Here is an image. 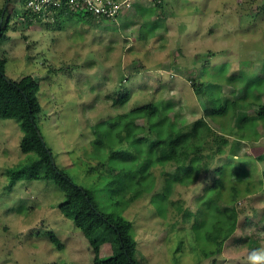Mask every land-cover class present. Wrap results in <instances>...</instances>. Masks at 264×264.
Wrapping results in <instances>:
<instances>
[{
  "label": "rangeland",
  "instance_id": "obj_1",
  "mask_svg": "<svg viewBox=\"0 0 264 264\" xmlns=\"http://www.w3.org/2000/svg\"><path fill=\"white\" fill-rule=\"evenodd\" d=\"M2 5L12 13L0 44L5 73L38 80L43 139L61 169L95 190L100 210L111 212L113 205L106 168L92 142L96 123L107 125L106 119L150 101L163 108L165 127L169 120L183 128L201 119L200 143L191 135L179 161L152 165V190L123 210L132 221L141 264H253L250 255L264 253V121L248 101L237 100L244 83L252 86L247 98L264 101V0H127L114 18L52 5L29 23L32 16L24 14L21 0H0ZM222 71L231 81L221 84L219 93L231 106L223 115L209 116L203 111L206 95L194 85L205 81L213 92L208 84ZM223 124L244 139L227 133L221 153L198 156V150L209 151ZM21 136L17 119L0 117V264H93L81 229L58 208L64 194L54 181L9 178L7 169L32 154L21 150ZM121 145L133 151L126 142ZM204 160L210 162L208 170ZM225 161L233 163L229 171L238 189L235 203H229L235 208L234 227L228 235L216 228L204 234L218 211H206L199 199L215 176L213 169ZM181 165L197 167L186 182ZM167 179L172 185L160 213L151 198ZM130 196L127 192L125 198ZM49 231L62 248L50 241ZM118 250L117 241L104 242L100 255Z\"/></svg>",
  "mask_w": 264,
  "mask_h": 264
},
{
  "label": "trees",
  "instance_id": "obj_2",
  "mask_svg": "<svg viewBox=\"0 0 264 264\" xmlns=\"http://www.w3.org/2000/svg\"><path fill=\"white\" fill-rule=\"evenodd\" d=\"M9 1L6 0V2ZM21 1L25 4L26 0ZM24 11V14L29 13V8L27 7ZM11 14L6 5L0 7V44L6 33ZM87 15L93 16L91 13ZM31 21L32 19H27L28 23ZM223 71L218 78L216 76L214 82L208 84L214 87L213 92L205 87V81L197 85L193 81L195 89L206 95V104L203 109L206 115H223L231 106V102L221 99L219 93L221 84L231 81ZM242 77L244 76L240 73L238 78ZM241 84L244 85V92L237 97V100L242 103L248 101L256 118L264 121V101L247 98L246 94L252 86ZM39 88V82L32 74H25L19 79L7 76L5 57L0 52V117H12L19 121L22 130L20 148L25 153H32L24 162L7 169L9 178L12 181L17 179H52L54 181L64 194V199L59 202L58 208L64 216L72 219L73 223L81 229L92 249L93 264H141L135 255L136 239L133 234L132 221L123 214V210L132 198L138 197L142 192L152 190L154 177L149 169L152 165H163L168 160L179 161L181 149L189 144L191 135L196 137L200 143V133L203 131L201 119L186 124L183 128L169 120L165 127L163 108H159L157 103L150 101L134 106L127 112L119 113L114 118L106 119L107 125L103 122L96 123L93 127L96 137L92 142L95 145V154L100 158L99 164L106 168L104 177H106L107 191L112 198L113 205L111 212H104L98 208L95 201V190L75 182L56 164L51 148L45 143L38 124V114L41 111L37 95ZM260 88L263 90L264 86ZM139 118H143L144 123L137 121ZM242 127L247 128L245 125ZM221 128L224 131L216 133L215 139L208 145L209 151L203 153L198 150V156L203 157L205 154L212 158L221 153L222 146L227 143V133L235 132L237 138L244 139L236 128L226 130L224 124ZM123 142H126L133 151L123 147L121 145ZM104 146L108 148L107 152L99 153ZM209 163L204 160L205 170L209 169ZM231 165L233 163L229 165V161H225L213 169L215 176L209 187L205 189L206 192L202 194V198L199 199L201 202L203 200L206 211L211 209L218 211L216 218L209 228L205 229L204 234L214 232V228L223 231L225 235L233 230L236 213L235 208L229 207V203H235L238 189L232 182L235 181V174L232 176L229 171ZM181 168L184 170L181 180L186 182L192 178L191 172L196 171L197 167L181 165ZM226 172L229 174L226 175ZM227 183H230V187ZM171 185L172 181L167 179L162 191L154 193L151 198L160 213L165 211ZM211 189L215 190L207 193ZM223 190H227L228 194L225 195ZM127 192H131L129 198H125ZM184 212L192 213L189 209ZM48 236L57 248L63 247V243L53 231H49ZM111 241H117L119 250L112 255L102 257L100 255L101 245ZM256 264H264V259Z\"/></svg>",
  "mask_w": 264,
  "mask_h": 264
},
{
  "label": "built area",
  "instance_id": "obj_3",
  "mask_svg": "<svg viewBox=\"0 0 264 264\" xmlns=\"http://www.w3.org/2000/svg\"><path fill=\"white\" fill-rule=\"evenodd\" d=\"M127 0H26L25 7L29 8L31 19L36 15L42 17L52 5L65 6L73 11L84 14L91 13L103 17L114 18L117 12L124 7ZM26 7V8H27ZM29 13H27L29 15ZM29 15V16H30ZM30 16V17H31Z\"/></svg>",
  "mask_w": 264,
  "mask_h": 264
},
{
  "label": "clouds",
  "instance_id": "obj_4",
  "mask_svg": "<svg viewBox=\"0 0 264 264\" xmlns=\"http://www.w3.org/2000/svg\"><path fill=\"white\" fill-rule=\"evenodd\" d=\"M264 259V253H260L259 251H254L250 255V260L253 262V264H256L257 261H260Z\"/></svg>",
  "mask_w": 264,
  "mask_h": 264
},
{
  "label": "water",
  "instance_id": "obj_5",
  "mask_svg": "<svg viewBox=\"0 0 264 264\" xmlns=\"http://www.w3.org/2000/svg\"><path fill=\"white\" fill-rule=\"evenodd\" d=\"M41 135V134H40Z\"/></svg>",
  "mask_w": 264,
  "mask_h": 264
}]
</instances>
